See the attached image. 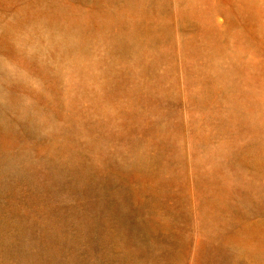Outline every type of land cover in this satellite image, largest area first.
Segmentation results:
<instances>
[{
  "label": "bare ground",
  "instance_id": "obj_1",
  "mask_svg": "<svg viewBox=\"0 0 264 264\" xmlns=\"http://www.w3.org/2000/svg\"><path fill=\"white\" fill-rule=\"evenodd\" d=\"M99 1L75 0L64 12L61 2L52 0L50 5L37 0L15 9L11 16L2 14L0 52L15 53V48L40 64L46 55L55 70L67 63L75 79L87 74L86 60L93 55L97 77L101 50L105 58L117 55L126 64L143 63L153 51H158V58H166L173 32L158 17L168 7L179 16L174 32L188 24L184 17L205 21L211 40L205 42L204 50L193 42L183 46L189 61L187 75L194 83L187 98L207 113L190 116L183 129L188 142L204 150V156L214 163V169L202 174L201 180L211 182L220 172L222 181L228 179V187L237 191L238 200L257 205L256 218L239 214L241 221L218 247L221 258L217 264H264V185L260 183L264 179V62L250 65L240 55L248 48L264 53V0H110L117 3L113 15L96 12ZM234 4L243 7L248 23L236 19ZM125 12H132L131 17H124ZM213 14L222 17V32L212 29ZM221 35L232 38V50L222 38L218 40ZM23 61L17 58L9 68L0 58V264H33L28 251L34 241L59 254L64 246V251L77 249L93 264H145L118 241L115 222L97 218L100 209L87 198L117 184L134 201L136 195L127 190L126 177H135L145 188L146 183L158 182L159 154L150 155L147 146L137 150L142 141L134 140L129 144L131 155L119 153L122 172H105L100 158L108 139L95 135L93 129L85 130L74 115H65L64 109L76 103L59 99L42 72L27 68ZM34 80L39 83L33 89ZM168 92L163 90L161 95ZM207 114H213L216 121L210 124ZM86 134L92 135L89 156L83 153L81 142ZM210 135L218 139L217 145L210 144ZM48 138L49 144L43 142ZM147 191L152 198L147 224L164 235L169 227L158 210L160 202ZM221 191L208 202L225 211L223 194L227 192ZM29 210L45 215L40 233L33 234L21 221ZM173 243L177 245L176 240ZM170 263L178 264L175 251Z\"/></svg>",
  "mask_w": 264,
  "mask_h": 264
},
{
  "label": "rangeland",
  "instance_id": "obj_2",
  "mask_svg": "<svg viewBox=\"0 0 264 264\" xmlns=\"http://www.w3.org/2000/svg\"><path fill=\"white\" fill-rule=\"evenodd\" d=\"M32 1L37 0H0V16L2 14L11 16L15 9ZM43 1L52 5V0ZM56 1L64 4L62 8L64 12L75 2V0ZM116 5L117 3L112 4L110 0H100L95 11L113 15L116 12ZM234 5L232 9L237 11L234 15L236 19L241 23H248L249 19L245 16L243 7ZM176 12L170 6L162 13L163 16L160 14L158 17V21L168 25L173 32L167 44L166 58H158V51H153L143 63L126 64L117 55L105 58L101 50L98 55L103 59L97 77L93 67V55L86 60L87 74L76 76V79L67 63L60 70H55L53 60L48 59L46 55L44 62L40 64L24 57L14 48L15 53L8 49L0 52V58L9 68L17 58L24 60L23 64H27L26 67L29 65L27 68H33L37 73L42 72L44 80L51 82L59 99L76 103V107L64 109L65 115H74L81 121L85 130L93 129L95 135L108 139L100 158L101 168L105 172L115 175L122 172L119 153L131 155L133 150L129 144L134 140L142 141L137 150L140 148L141 151L147 146L150 155L159 154L160 180L144 185L156 195L157 203L160 202L158 210L162 212V217L168 223V233L161 235L157 229L147 224L148 203L152 198L139 180L131 175L126 177V186L127 190L135 192L134 201L128 200L127 191L117 184H113L107 192L94 193L87 198L89 203L96 204L100 209L97 218L115 222L119 231L117 239L121 244L145 264H169L173 251L177 254L178 264H217L221 258V255H218V247L223 240L224 242L227 240L233 225L241 221L239 214L248 213L251 218H256L253 213L257 210V205L238 200L237 191L228 187V179L222 181L223 176L220 172L216 174L218 178L211 182L200 178L208 169L209 171L214 169V163L204 156V150L197 149L189 143L184 133L185 120L190 116L203 117L207 111L201 113L199 107L187 98L188 90L194 87V83L190 80L189 74L187 75L189 61L183 44L186 41L193 42L204 50L205 42L211 40L210 33L208 34L210 26L202 19L184 17L188 24L185 28H178L174 32V25L179 18ZM131 15L132 12L123 14L127 18ZM212 17V29L217 27L218 30L223 19L218 14H213ZM150 21L147 19V22ZM188 35L194 37L190 36V39H187ZM219 39L224 44L226 41L232 50L230 44L232 38L227 39L225 35H221ZM248 49L240 54L242 61L250 65L262 66L264 53ZM42 66L44 70L41 69ZM262 67L264 70V64ZM38 83L34 80L30 85L31 88H36ZM163 90L170 92L162 96ZM215 118L213 114L206 115V120L210 124L216 121ZM29 140L34 143L41 142L35 138ZM209 140L212 146L219 142L211 135ZM43 142L49 144L51 141L48 138ZM81 142L83 153L86 156L91 155L92 135H84ZM260 183L264 185V179H261ZM223 185L226 187H222ZM221 188L223 193L227 192V196L223 194L227 199L228 207L225 211L214 209L209 204L214 195L222 193ZM119 203H123V207L119 206ZM43 216L45 215L40 212L29 210L21 221L33 231V234L40 233L41 227L45 226ZM174 240L177 245L173 243ZM63 248L65 249V246L60 252L63 254H59L40 248L34 241L28 252L33 264H93L90 258L84 260L77 249L64 251Z\"/></svg>",
  "mask_w": 264,
  "mask_h": 264
}]
</instances>
